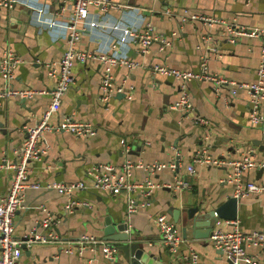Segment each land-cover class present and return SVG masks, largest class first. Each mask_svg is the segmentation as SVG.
<instances>
[{
	"label": "crops",
	"instance_id": "crops-1",
	"mask_svg": "<svg viewBox=\"0 0 264 264\" xmlns=\"http://www.w3.org/2000/svg\"><path fill=\"white\" fill-rule=\"evenodd\" d=\"M122 9L110 10L112 18L123 15L131 23L150 22L154 31L164 33L169 45L153 41L147 53H142L139 43L124 44L112 41L109 34L99 29L83 32L78 43L80 50L91 55L113 52L125 53L140 63L129 69L125 65H108L97 58L76 60L72 67L74 84L66 91L60 109L51 117L52 124H59L65 114L74 113L78 120L93 123L97 132L90 137H78L66 131H46L39 140L44 149L39 160L30 163V181L43 187H29L25 202L15 218V237L22 241L23 264H110L100 249H86L84 253L65 252L69 242L84 234L104 237L106 219L111 218L123 230H132L147 246L146 256L153 255L154 264H181L180 256L192 252L198 264H230L225 253L217 249L207 238H194L189 230L183 236L182 225L175 217L185 213L183 208L201 203L216 208L230 196H234L235 183L228 181L231 169L195 164L192 172L188 165L193 155L202 149L221 157L239 158L247 153L258 161H264V136L262 127L251 121V103L248 94L241 90L231 95L229 86L216 89L211 81L190 80L186 86L196 113L206 117L209 125L195 123L172 105L179 99L182 84L171 76L153 74V64L198 70L202 55L209 57V68L235 81H254L261 55V39L248 35L239 36L236 42L228 40L226 25H208L201 21L183 22L184 10L205 13L231 23L264 27V0H113ZM63 15H58L60 2L50 3L49 17H58L60 25L43 28L33 22L34 11L18 3L13 7L0 5V56L11 48L22 59L14 70L10 85L16 89L45 90L31 97L13 96L0 104V159L16 162V149L21 147L24 124H34L49 107L51 91L57 81L50 78L45 62L59 61L69 47L63 19L69 16L70 3ZM176 32V33H175ZM110 70L117 85L125 84L133 89L114 94L108 102L99 98L104 73ZM5 84L0 74V87ZM131 96V97H130ZM125 138L131 145L125 153L121 145ZM258 141L259 143H256ZM154 161H178L176 170L167 167L158 171L153 180L161 184L150 197L149 206L139 207L127 220L128 195L125 192L112 195L93 187L88 170L94 164L111 162L120 166L125 159ZM257 169L243 172L241 182L264 183V171ZM13 168L0 171V197L9 190ZM147 173L136 169L133 180L144 181ZM177 179L187 180L189 188H176ZM71 183L85 182L86 189H77L73 198L89 203L78 205L73 211L66 208L69 197L55 188L44 187L51 181ZM134 196L141 201L139 192ZM180 209V214L172 209ZM167 213L174 223L183 243L174 254L160 243L159 229L154 217ZM50 214L56 221L50 228L43 220ZM222 225L231 228V225ZM244 232L264 229V192L250 194L239 199L237 220ZM203 228L201 231H205ZM245 251L264 264V247L245 245ZM121 259L128 263L122 250ZM129 264V263H128Z\"/></svg>",
	"mask_w": 264,
	"mask_h": 264
},
{
	"label": "built area",
	"instance_id": "built-area-1",
	"mask_svg": "<svg viewBox=\"0 0 264 264\" xmlns=\"http://www.w3.org/2000/svg\"><path fill=\"white\" fill-rule=\"evenodd\" d=\"M54 0H0V5L13 7L18 3L25 4L34 11L33 22L43 28H53L60 25L58 15H63L69 2L71 13L63 19V27L67 31L69 47L64 52L59 61L45 62L47 74L50 78L56 79L55 87L49 91L51 101L49 107L42 113L39 120L34 124H24L22 130L25 132V139L16 153L18 160L8 162L6 158L0 159V171L4 168H13L14 175L7 193L0 197V264H23L22 263V241L15 237V218L18 210L23 207L25 202V192L29 187H43L40 182L30 181V163L32 160H39L44 149L39 145L42 134L46 131H66L78 137H90L96 134V126L85 120H78L74 113L65 114L59 124H52L51 117L61 107L63 95L74 84L75 77L71 68L76 60L86 61L88 58H97L108 65H125L133 69L140 65L139 62L130 59L125 53L105 52L99 55L80 50L78 43L84 31L99 29L110 35L113 42L118 45L124 44L127 51L128 44L139 43L141 52L147 53L153 41H160L163 45H169L170 41L164 33L154 31L153 25L148 21L131 23L125 15L119 18H112L110 10L122 9L121 3L113 0H55L60 2L58 14L55 17H49L50 3ZM180 18L183 22L201 21L208 25L224 23L226 25L224 33L228 40L236 42L239 36H254L261 39V55L257 67L256 80L235 81L226 76L212 72L209 68V57L202 55L200 67L198 70H186L170 66L168 64L155 63L151 66L150 71L153 74H161L174 77L182 84L179 99L172 105L173 108L179 109L185 117L195 119V123L200 125H209L206 117L196 113L191 95L187 90L186 84L190 80H207L213 82L216 89L229 86L231 95H236L239 91H245L251 103V121L253 124L260 125L264 136V27H252L249 25H240L216 18L212 15L200 12L184 10ZM176 33V32H175ZM22 62L14 50L7 48L3 55L0 56V74L4 77L5 84L0 87V104L13 96L31 97L36 93H45V90L35 89H16L10 85L14 76V70ZM133 87H126L125 84L117 85L113 75L108 69L103 76L100 84L99 98L102 102H108L116 93H131ZM131 97V96H130ZM121 145L125 153H130L131 145L125 138H121ZM195 164L226 167L231 169L228 173V181L234 182V195L240 198L250 194H260L264 192V183L257 181L241 182L243 172L264 167V161H258L254 155L247 153L239 158L221 157L211 154L208 150H198L192 158V163L188 165V171L194 170ZM167 167L173 170L178 168V161L169 163L154 161L152 163L143 160L134 161L126 157L125 161L117 166L111 162L94 164L88 170V175L93 179V187L104 190L112 195H119L125 192L128 195L127 202V220L139 207L149 206L150 197L155 188L162 185L153 180V176ZM144 169L147 177L144 181L137 182L133 180L136 169ZM46 188H55L61 193L68 195L69 200L66 208L73 211L78 205L89 203L85 200L73 198V193L77 189H86L88 185L83 181L63 183L51 181L45 183ZM176 188H189L187 180L177 179ZM139 192L141 201L138 200L134 193ZM222 219H219L214 226L210 235V241L213 245L221 250L230 260V264H257V259L248 255L245 251V245L264 247V229L251 232H244L238 222L223 220L225 224H230L231 228H225L222 225ZM56 221L50 214L43 220V225L50 228ZM154 221L159 229L160 243L171 254L178 252L183 239L177 232L174 223L169 219L167 213H159L154 217ZM100 249L110 264H128L121 259L120 248L116 241L107 240L102 236L84 234L74 241L69 242L65 252L84 253L86 249ZM181 264H198L197 256L194 252L180 256ZM48 264V263H45Z\"/></svg>",
	"mask_w": 264,
	"mask_h": 264
},
{
	"label": "water",
	"instance_id": "water-1",
	"mask_svg": "<svg viewBox=\"0 0 264 264\" xmlns=\"http://www.w3.org/2000/svg\"><path fill=\"white\" fill-rule=\"evenodd\" d=\"M122 95L125 96L126 94L122 93ZM256 143L259 142L256 141ZM263 171L264 167L258 168V175ZM171 211L174 215H176L177 211L179 214L181 212L178 208L172 209ZM183 212L185 213L183 216L175 217L176 222H180L182 225L183 236L187 238L190 230L194 238H207L211 235L219 219L225 221L237 220L239 214V199L235 195L230 196L214 209L198 203L183 208ZM203 228H206V230L201 231ZM104 234L105 239L118 243L120 250L124 253L129 264L155 263L153 255H145L148 251L146 244L132 230H123L111 218L105 221Z\"/></svg>",
	"mask_w": 264,
	"mask_h": 264
},
{
	"label": "rangeland",
	"instance_id": "rangeland-1",
	"mask_svg": "<svg viewBox=\"0 0 264 264\" xmlns=\"http://www.w3.org/2000/svg\"><path fill=\"white\" fill-rule=\"evenodd\" d=\"M188 22V21H187ZM71 72H72V68H71ZM73 73V72H72Z\"/></svg>",
	"mask_w": 264,
	"mask_h": 264
}]
</instances>
